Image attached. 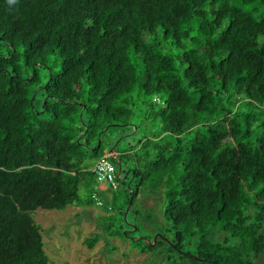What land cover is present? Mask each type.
<instances>
[{
	"label": "trees",
	"instance_id": "1",
	"mask_svg": "<svg viewBox=\"0 0 264 264\" xmlns=\"http://www.w3.org/2000/svg\"><path fill=\"white\" fill-rule=\"evenodd\" d=\"M150 122L103 231L161 192L170 241L144 253L264 264V0H0V264H51L37 212L92 205L110 129Z\"/></svg>",
	"mask_w": 264,
	"mask_h": 264
},
{
	"label": "rangeland",
	"instance_id": "2",
	"mask_svg": "<svg viewBox=\"0 0 264 264\" xmlns=\"http://www.w3.org/2000/svg\"><path fill=\"white\" fill-rule=\"evenodd\" d=\"M109 134L113 139H117L115 151L121 161V168L120 162L116 161L114 164L117 172L121 173L119 189L98 190V197L94 199L95 202L92 205L76 202L64 210L40 209L41 211L39 210L36 214L51 264H163L160 259L152 258L150 253H144L143 244L137 241L141 240V237L153 239L170 227L164 216L165 202L162 200L161 192L151 195L149 190L142 191L134 206L136 209L139 208V213L137 215L130 213L126 223L122 220L118 221L119 226L122 225L125 230L131 231L135 226L137 227L136 224H139L140 229H136L134 235L130 237L112 236L104 232L100 217L107 215L105 203L116 201V204H124L130 192L128 185L133 179V173L129 172V169L142 165L138 159L140 155H150V150L143 149L138 142L148 137L163 136L164 130L160 125L150 122L149 124L140 123L139 127L136 124L112 127ZM193 135L194 132L186 136L181 145L183 148L187 147L186 144ZM104 137L106 139L107 136ZM132 147L137 148L131 152L133 157L129 159L120 149L130 151ZM89 194H91L89 187L82 185L81 197L86 199ZM96 234L99 237L91 246V240L97 236Z\"/></svg>",
	"mask_w": 264,
	"mask_h": 264
},
{
	"label": "built area",
	"instance_id": "3",
	"mask_svg": "<svg viewBox=\"0 0 264 264\" xmlns=\"http://www.w3.org/2000/svg\"><path fill=\"white\" fill-rule=\"evenodd\" d=\"M93 171L96 174L98 184H106L111 190L119 189L120 180L109 152L97 159ZM96 197L98 194H95L94 198ZM97 204L99 203L97 202Z\"/></svg>",
	"mask_w": 264,
	"mask_h": 264
},
{
	"label": "water",
	"instance_id": "4",
	"mask_svg": "<svg viewBox=\"0 0 264 264\" xmlns=\"http://www.w3.org/2000/svg\"><path fill=\"white\" fill-rule=\"evenodd\" d=\"M99 141H101V139H99ZM116 146H117V142H116V144H115L112 148L109 149V154H110V156H111L112 158L115 159V161L120 162V168H121V161H120V159H119V157H118V155H117V152L115 151V150H116ZM130 207H131V204H129V206H128V208H127V211H126V214H127L128 210L130 209ZM133 229H134L133 231H136L137 227L135 226ZM141 238H142V239H145V240L149 243L150 246L155 245L156 242H157V240H158V238L165 239V240L168 241V242L170 241L168 238H166V237H165L164 235H162V234H157V235L153 238V241H151L150 239H147V238H145V237H141ZM172 245H173L174 247H176L175 244L172 243ZM179 251L182 252V253H184V254L186 253L185 251H183V250H181V249H179ZM194 258H196V259H198V260H203V259H204V258H201V257H198V256H194ZM208 260H209V261H212V259H208Z\"/></svg>",
	"mask_w": 264,
	"mask_h": 264
},
{
	"label": "crops",
	"instance_id": "5",
	"mask_svg": "<svg viewBox=\"0 0 264 264\" xmlns=\"http://www.w3.org/2000/svg\"><path fill=\"white\" fill-rule=\"evenodd\" d=\"M123 153L127 150H125L124 148L120 149ZM92 169L94 167V165L92 164ZM120 176H121V173H120ZM100 190V191H106V190H111V188H109L106 184H98L97 186V191ZM97 202V201H96ZM41 211V210H40ZM44 212V211H42ZM47 212H50V211H47Z\"/></svg>",
	"mask_w": 264,
	"mask_h": 264
}]
</instances>
